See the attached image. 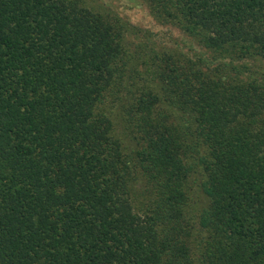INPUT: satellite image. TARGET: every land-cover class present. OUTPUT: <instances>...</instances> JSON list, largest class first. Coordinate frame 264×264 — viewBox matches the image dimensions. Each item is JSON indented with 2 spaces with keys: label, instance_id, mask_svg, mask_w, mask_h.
<instances>
[{
  "label": "trees",
  "instance_id": "16d2710c",
  "mask_svg": "<svg viewBox=\"0 0 264 264\" xmlns=\"http://www.w3.org/2000/svg\"><path fill=\"white\" fill-rule=\"evenodd\" d=\"M132 1L0 0V264H264V0Z\"/></svg>",
  "mask_w": 264,
  "mask_h": 264
},
{
  "label": "rangeland",
  "instance_id": "374dc122",
  "mask_svg": "<svg viewBox=\"0 0 264 264\" xmlns=\"http://www.w3.org/2000/svg\"><path fill=\"white\" fill-rule=\"evenodd\" d=\"M95 6L111 8L116 11L120 17L125 19L131 26H134V32L139 35L138 40H151L158 48H166L175 51L189 53L191 55H207L195 45H193L176 28L169 25H161L150 15L149 10L140 1L132 0H88ZM144 37V38H142ZM249 68L257 75L264 77V60L249 61ZM197 203L201 199L197 197ZM205 203V201H204ZM204 205V204H203Z\"/></svg>",
  "mask_w": 264,
  "mask_h": 264
}]
</instances>
